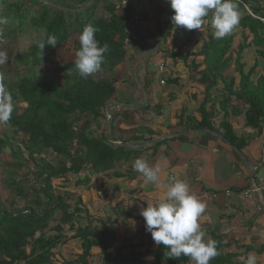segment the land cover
<instances>
[{
    "label": "trees",
    "instance_id": "obj_1",
    "mask_svg": "<svg viewBox=\"0 0 264 264\" xmlns=\"http://www.w3.org/2000/svg\"><path fill=\"white\" fill-rule=\"evenodd\" d=\"M88 1L0 0V19L6 21L0 27L8 30L3 35L21 33L26 26L40 34L20 56L28 65L27 70L4 77L13 97L14 111L10 122L2 124L10 128V134H0V153L9 150L11 161L5 164L12 167L4 180L9 202L0 197V264H54L53 250L68 233H72L70 239L78 242L80 252L75 259L62 264H92L94 247H101L99 264H190L192 260L186 256L168 258V249L163 246L142 251L136 249L141 248L140 243L124 241L112 250L116 239L115 216L89 218L81 197L69 191L59 192L53 181L70 182L72 175L76 176L73 188L89 184L96 174L106 173L147 149L109 142L105 131L99 132V119H106V106L121 100L117 93L119 85L129 81L120 67L138 60L137 55L145 47L144 38L151 35L157 38L158 51L164 58H170L172 65L180 61L187 68L184 84L196 82L204 88V98L198 107L201 120L188 117L190 127L215 130L211 122L213 113L206 111L208 103H215L212 98L215 96L223 112L220 126L224 137L243 147L246 140L236 138L225 117L243 115L244 125L257 130L264 125V0H235L241 18L233 32L222 39L214 38L211 13L206 18L205 34L203 29L175 26L174 10L168 0H164L167 8L162 0H92L85 7ZM134 3L139 10L135 19ZM59 6L79 11H65ZM146 7L155 10L154 20L149 19ZM88 24L99 29L96 39L101 45L107 43L109 50L99 70L82 78L77 74L75 60L80 48L79 35ZM45 34L55 35L56 45L45 44L41 50L38 40L44 38L46 42ZM250 46L255 47L257 57L245 70L242 52ZM231 62L239 76L237 84L235 76L226 73ZM42 64H50L61 77L37 69ZM163 81L181 83L178 77H166ZM149 83L144 79V89ZM133 84L137 86L134 78ZM151 109L159 113L161 105L112 112L111 138L124 142L154 139L157 133L150 128ZM182 113L176 114L177 123H181ZM121 122L133 126L128 128L127 137L115 136ZM163 142L150 148L156 149ZM45 154H51L56 161L46 159ZM28 162L32 164L28 169L31 178L28 174L18 177L16 171L28 168ZM119 175L112 173L114 177ZM73 199L76 201L71 204L69 201ZM115 210L125 218H142L118 207ZM52 222H57L56 227L67 228L54 229ZM209 235V239L217 242L220 253L210 264H233L235 254L225 251L228 243L219 230H209ZM148 256L154 261H146Z\"/></svg>",
    "mask_w": 264,
    "mask_h": 264
},
{
    "label": "crops",
    "instance_id": "obj_2",
    "mask_svg": "<svg viewBox=\"0 0 264 264\" xmlns=\"http://www.w3.org/2000/svg\"><path fill=\"white\" fill-rule=\"evenodd\" d=\"M148 50V46L145 45L139 56L137 55L138 60L126 62L120 67V71L125 74L124 78L129 81L119 85L122 94L118 93V96L121 100L112 102L124 104L139 102V91L133 84L134 67ZM246 50L249 52L246 53ZM251 51L255 53L254 46L242 52L241 61L245 70L250 68L257 57L256 53L252 56ZM160 66L163 70H160ZM187 74L188 70L182 62L172 65L170 58H164L159 51L140 69L139 76L142 83L144 79L150 81L145 88L146 105L151 108L156 104L161 105L159 113L153 109L148 112L151 113L148 114L151 117L150 128L157 133L153 138L157 139L171 133L180 134L164 140L156 149L150 148L152 144L136 147L147 149L139 151L127 162H119L106 173L96 174L100 177L96 178L95 175L89 183L95 186L90 199H95L93 195L99 193L97 189L102 186L103 196L107 199L105 202L110 204L109 208L118 207L125 212L140 215L142 208L147 204L155 203L164 195L170 177L186 181L189 190L207 205L199 221L206 233L205 239L210 237L209 230L218 229L224 241L228 243L225 251L235 254L233 264H243L249 254L257 256V264H264V125L260 130L253 129L244 125L243 115H227L226 121L231 125L236 138L246 140L243 147H237L224 137L218 127L223 112L214 96L212 98L215 103H208L206 111L213 113L211 122L215 130L193 129L190 127L192 122L187 118L201 120L198 107L204 98V88L196 82L184 84ZM166 77H178L183 85L160 84V80ZM237 82L236 80V84ZM118 110L119 108L116 109ZM180 112H183L181 123H177L176 114ZM135 118L137 119L138 115H135ZM132 127L121 122L119 129L117 128L119 131L115 129V136H129L127 130ZM137 158L147 160L150 166H160L161 172L155 184L146 185L143 176L134 170L133 163ZM113 171L120 173L119 177L112 176ZM252 187L255 188L252 192L253 199L243 195L224 194L225 189L242 191L253 189ZM88 190L86 189V192ZM109 215L111 214L107 216ZM142 218L132 219L121 216L117 221L120 226L128 225V222L135 225L136 237L129 241L141 244V248L137 247V250H153L156 244H150L152 237L145 230V222ZM124 241L126 242L122 238L117 239L119 244ZM147 260L154 261L152 257Z\"/></svg>",
    "mask_w": 264,
    "mask_h": 264
},
{
    "label": "clouds",
    "instance_id": "obj_3",
    "mask_svg": "<svg viewBox=\"0 0 264 264\" xmlns=\"http://www.w3.org/2000/svg\"><path fill=\"white\" fill-rule=\"evenodd\" d=\"M174 10L172 22L177 27L201 30L211 13V27L216 39L230 35L238 26L241 13L235 0H168ZM6 21L0 19V23ZM99 29L86 25L79 35L80 48L76 52L75 67L82 78L97 72L105 59L109 47L96 39ZM46 35L38 40L42 50L45 44L56 45L55 35ZM8 62V52L0 50V67ZM14 111L13 97L5 86L4 74L0 72V124H8ZM135 171L143 176L144 183L155 184L159 179V165L150 166L147 160L135 159ZM206 203L189 190L186 181L170 177L164 195L153 204L142 208L145 230L151 234L157 246L168 249V258L189 257L194 264H210L220 253L214 239H205L200 217L206 210ZM94 226V224H93ZM99 226V225H95ZM151 259V257L149 258ZM243 264H257V256L249 254Z\"/></svg>",
    "mask_w": 264,
    "mask_h": 264
},
{
    "label": "rangeland",
    "instance_id": "obj_4",
    "mask_svg": "<svg viewBox=\"0 0 264 264\" xmlns=\"http://www.w3.org/2000/svg\"><path fill=\"white\" fill-rule=\"evenodd\" d=\"M155 2H157V1L155 0ZM162 4L164 5L165 8H167L169 6L167 3L164 2V0H162ZM146 10L148 11L149 19L154 20L155 19V10L150 9L149 7H146ZM202 29H203L202 34H205V31L207 30V23H205V25ZM7 31L8 30L6 29V27H0V50H5L8 52V62L4 66L0 67V72H2L4 74V77H14L16 72L24 73L27 70L28 65L24 64V59H20V56L28 50V48L31 44L36 42V40L39 38L40 34L29 29L28 26H26L25 29L21 33H15L12 35H3V32H7ZM245 52L248 53L249 51L246 50ZM253 55L255 56L254 52H252V56ZM233 67H234L233 62H231L229 65V68L226 70V73L229 76H232V75L236 76V80L238 81V74L234 71ZM37 69H41V70H44L47 72H54L50 64H42ZM131 72H132V70H131ZM54 74L61 77V74H57L55 72H54ZM123 75H125V74H123ZM117 93H119L120 95L122 94L121 90H119ZM119 110H123V109H119ZM127 110H134V109H127ZM228 111L229 112L231 111L230 107L228 108ZM148 114L150 115L151 113H148ZM226 118H228V117H226ZM221 119L223 120L224 118H221ZM106 121H107V116H106V119H99V124L101 125V129L99 130V132L105 131ZM218 127L222 130V127H220V126H218ZM3 133H6L9 135L10 134V128L8 126L0 124V134H3ZM44 156L46 159H48L50 161H53V162L56 161L51 154H45ZM10 161H11V157L9 155V150L8 149L3 150L0 153V197H1V199L6 200L5 202H9L8 199L10 198V196H9V192H8L7 188L4 185V180L6 179L7 172L12 171V167L7 166L5 163L10 162ZM27 166H28V168H23L21 170L16 171L18 177H21L24 174H28V169L32 168L31 162H28ZM82 176H83V174L80 175V177H82ZM95 177L99 178L100 176L98 177L96 175ZM28 178H31L30 174H28ZM75 178H76V176L70 175V177H69L70 182L66 181V180H62V179H57V180L53 181V185H54L55 189L61 193L65 192V191H69V192H72L74 195L80 194V197L82 200L81 205L87 210V212L89 214V218L99 219L101 217L107 216L109 213L111 215H113L115 213L113 216H115L116 220L121 219V216H119L116 213V210L114 211V208H109L110 204L105 202V200H107V199H106V197L103 196V190L104 189L102 186H99L97 189V192H99V193H95V195H93L95 197V199L94 198L90 199L91 195L94 191L95 186L94 185L92 186L90 184H85V185L78 186V188L76 187L77 189L73 188V183H72L73 181L72 180H75ZM86 189L87 190L89 189L88 192H86ZM105 190H107V189H105ZM75 201L76 200L73 199L69 202L71 204H73V203H75ZM18 204L21 205L20 202H18ZM113 211H114V213H113ZM57 218H58V215H56V219ZM56 223L57 222H55V223L52 222V224H51L52 228L60 229V230H64L67 228L66 226L56 227V225H55ZM134 226L135 225L132 222H128V225L120 226L118 224V221H117V224L115 227V238L116 239H115V241H113L114 243H112V247L114 246L112 250H115L116 247L119 245V242H117L118 238H122V239L126 240V242H129V239L134 240V236H135V234H137L135 232L136 229ZM50 233H52V232H50ZM71 234L72 233H68L67 237H65L62 240V242L57 246V248L53 250V252H54L53 263L54 264H62L63 262L71 261V260L75 259V257H76L75 254L80 252L78 242L76 240L69 238V235H71ZM100 252H101V247H95L92 249V254H93V258L91 260L92 264H99L101 262ZM147 259H149V256H148V258H145L146 261H148ZM190 264H194V262L192 261V262H190Z\"/></svg>",
    "mask_w": 264,
    "mask_h": 264
},
{
    "label": "water",
    "instance_id": "obj_5",
    "mask_svg": "<svg viewBox=\"0 0 264 264\" xmlns=\"http://www.w3.org/2000/svg\"><path fill=\"white\" fill-rule=\"evenodd\" d=\"M40 1H44V0H40ZM91 1L92 0H89L87 2V4L85 5V7H87L91 3ZM112 2H114V1H112ZM134 6H135L136 14L133 18L135 19L138 16L139 10L136 8L135 3H134ZM59 7L65 11H70V12L79 11V9H70V8H65L62 6H59ZM144 43H145V45L148 46L149 50H148L147 54L142 58V60L138 64H136V66L134 67V79H135V82L137 84V88L139 91V102L135 103V104H124V103H119V102H111L106 106V109H105V113L107 116L106 127H105L106 139L109 142L117 143L119 145H122V146H125L128 148H136V147H141V146H145V145L160 143L161 141L173 138V137L180 134V133H171V134L163 135L157 139L147 140V141H143V142H139V143L118 141V140L112 139L110 136L111 114L114 110H116L118 108L123 109V110L138 109V108L146 106L145 89H144V85L141 81V78L139 76V71L146 64L148 59L151 58L152 56H154L158 52L159 44L157 42V39L153 36H148V37L144 38Z\"/></svg>",
    "mask_w": 264,
    "mask_h": 264
},
{
    "label": "built area",
    "instance_id": "obj_6",
    "mask_svg": "<svg viewBox=\"0 0 264 264\" xmlns=\"http://www.w3.org/2000/svg\"><path fill=\"white\" fill-rule=\"evenodd\" d=\"M160 70H163L162 66H160ZM160 84H164V81L160 80ZM253 190H255V188H253V189L248 188V189L242 190V191L241 190L235 191V190H231V189H225L224 194L226 196L243 195V196L248 197L249 199H253V194H252Z\"/></svg>",
    "mask_w": 264,
    "mask_h": 264
}]
</instances>
